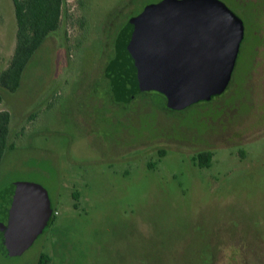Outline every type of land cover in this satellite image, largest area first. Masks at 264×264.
<instances>
[{
	"label": "rangeland",
	"instance_id": "obj_1",
	"mask_svg": "<svg viewBox=\"0 0 264 264\" xmlns=\"http://www.w3.org/2000/svg\"><path fill=\"white\" fill-rule=\"evenodd\" d=\"M158 1L69 0L19 89L0 85L14 145L0 196L36 184L56 210L0 264H264V0H220L246 30L232 86L181 111L155 91L119 104L104 76L120 28ZM16 33L13 2L0 0V74Z\"/></svg>",
	"mask_w": 264,
	"mask_h": 264
},
{
	"label": "water",
	"instance_id": "obj_2",
	"mask_svg": "<svg viewBox=\"0 0 264 264\" xmlns=\"http://www.w3.org/2000/svg\"><path fill=\"white\" fill-rule=\"evenodd\" d=\"M243 36L242 20L220 0L151 5L118 38L107 70L115 98L156 91L176 111L209 101L226 90ZM12 189L0 196V253L19 256L44 233L53 208L39 185Z\"/></svg>",
	"mask_w": 264,
	"mask_h": 264
},
{
	"label": "trees",
	"instance_id": "obj_3",
	"mask_svg": "<svg viewBox=\"0 0 264 264\" xmlns=\"http://www.w3.org/2000/svg\"><path fill=\"white\" fill-rule=\"evenodd\" d=\"M68 1L69 0H12L17 22L16 45L8 67L0 74L1 87L11 93L19 89L23 74L36 53L40 50L47 38L59 30L65 5ZM128 24L129 22L125 27ZM109 85L112 87L110 79ZM164 98L167 104L166 97ZM2 102L3 99L0 95V105ZM116 102L129 103L130 101L121 102L116 100ZM10 135L11 114L8 111L0 110V166L4 160L5 154L9 150L14 149V145L10 141ZM161 155H163V153ZM195 160L201 168H208L212 164L213 153L210 151L201 152L197 154ZM52 208L53 212L47 228L52 226L56 220V210L53 206ZM48 261V256L43 255L40 264H46Z\"/></svg>",
	"mask_w": 264,
	"mask_h": 264
},
{
	"label": "flooded vegetation",
	"instance_id": "obj_4",
	"mask_svg": "<svg viewBox=\"0 0 264 264\" xmlns=\"http://www.w3.org/2000/svg\"><path fill=\"white\" fill-rule=\"evenodd\" d=\"M165 0H159L158 2H155V3H152V4H148V5H146V7L138 14V15H135V16H133L132 18H130L125 24H124V26H122V28H120V30L118 31V34L116 35V37H115V40H114V42H113V44H112V46H108L107 48V50H109L110 49V58H109V61H108V64H107V66H106V68H105V73H104V76L106 77V79L108 80V83H109V78L107 77V67L110 65V63H111V61L116 57V52H117V41H118V38H119V36H120V34H121V31H122V29L125 27V25L128 23V22H130L133 18H136V17H138L140 14H142L144 11H145V9L147 8V7H149V6H151V5H156V4H160V3H162V2H164ZM227 6V5H226ZM228 7V6H227ZM229 8V7H228ZM264 8V7H263ZM230 9V8H229ZM231 10V9H230ZM263 11H264V9H262V11L260 12V14H258V23L260 24V22L262 21V19H261V17H263L264 15V13H263ZM237 15V14H236ZM238 16V15H237ZM241 19V18H240ZM243 22V21H242ZM243 26H244V23H243ZM262 31V30H261ZM259 32H260V30H259ZM259 32L258 31H255V35L256 36H258V37H260V35H259ZM246 41H247V39H246V30H245V26H244V36H243V40H242V43H241V46H240V49H239V53H238V58H237V61H236V65H235V68H236V66H237V63H238V61H239V56H240V54L242 53V51H243V49H244V46H245V44L244 43H246ZM106 47V46H105ZM96 49V50H95ZM103 49V47L101 46H96V48H94V50H95V52H96V55H97V57H99V55H102L103 54V51L104 50H102ZM87 50V49H86ZM86 50H84V51H86ZM93 50V51H94ZM235 68H234V71H235ZM234 71H233V74H234ZM233 74H232V77H231V80H230V82H229V84H228V86H227V88L230 86V84L232 83V79H233ZM232 86V85H231ZM230 86V87H231ZM227 88H226V90H227ZM226 90L224 91V92H226ZM109 91H110V94H111V96H112V98L116 101V98H115V95H114V93H113V90H112V87H110V85H109ZM148 92H152V91H148ZM156 92V91H155ZM224 92L222 93V94H224ZM143 93H146V92H141V93H139V94H137L135 97H134V99H132L129 103H119V104H130V105H132V104H136L135 103V101L137 100V98L139 97V96H141ZM161 94V93H160ZM222 94H220V95H217V96H215V97H213L211 100H209V101H201V102H199V103H196V104H200V103H204V104H208V103H210L214 98H216V97H218V96H221ZM163 95V94H162ZM164 96V95H163ZM165 97V96H164ZM167 100V99H166ZM205 152H209V151H205ZM201 153V152H200ZM199 154V153H198ZM197 156V155H196ZM196 157H194V159H195ZM195 162H197L196 160H195ZM197 164H198V162H197ZM46 230V229H45Z\"/></svg>",
	"mask_w": 264,
	"mask_h": 264
}]
</instances>
